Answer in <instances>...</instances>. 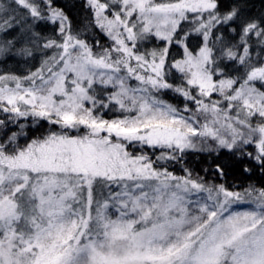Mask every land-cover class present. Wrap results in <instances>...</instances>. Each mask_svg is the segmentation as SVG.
<instances>
[{
	"label": "snow or ice",
	"instance_id": "snow-or-ice-1",
	"mask_svg": "<svg viewBox=\"0 0 264 264\" xmlns=\"http://www.w3.org/2000/svg\"><path fill=\"white\" fill-rule=\"evenodd\" d=\"M84 7L77 30L57 0L0 2V55L41 57L0 75V264H264V187L232 191L182 163L223 149L264 174V13L245 0ZM153 35L164 46L141 52ZM29 116L49 127L21 144L24 125H7ZM229 162L211 171L225 179Z\"/></svg>",
	"mask_w": 264,
	"mask_h": 264
},
{
	"label": "trees",
	"instance_id": "trees-1",
	"mask_svg": "<svg viewBox=\"0 0 264 264\" xmlns=\"http://www.w3.org/2000/svg\"><path fill=\"white\" fill-rule=\"evenodd\" d=\"M0 2H6V0H0ZM85 0H57L59 6L65 8V11L68 13L70 18L73 20L74 27L79 30L82 28L86 19L90 17V12L84 7ZM227 2V0H225ZM246 4L248 5V15L250 16H259L264 13V0H245ZM45 31L48 29L45 28ZM88 39L89 43L95 44L96 40H99L101 44L106 46L111 45V41L107 38L106 35L100 32L99 29H89L87 32L84 33V37ZM198 43V37L193 35L190 40V46H195ZM164 46V42L158 40L154 36H149L147 39L139 42V50L141 52L150 51L155 48H161ZM94 50L98 51V49ZM171 52L173 55H176L179 50L176 47H172ZM182 54V53H181ZM256 56V51H253V57ZM179 58V55L176 56ZM41 57L39 54L36 55L35 59L33 58H26L14 53H9L5 55H0V75L3 74H13L17 76H26L28 75L29 71L35 70L36 67L39 66V61ZM235 75V73H233ZM163 99L176 104L180 107H183V99L181 97H177L174 93H167L163 96ZM0 120H7V117L0 115ZM20 124L24 125L23 133L25 135H21L18 139L21 144L26 139H31L37 135L42 134L46 131L49 127L47 122L40 121L37 124L33 123V120L27 119H18L17 123H9L7 128L11 131H21ZM6 129H0V135H3V131ZM148 154L154 160L155 155H159L158 150L154 149H146ZM155 152V155L153 153ZM209 161L214 162H229V157L227 154V150H220L219 153L213 152L211 155L206 152H193L189 151L185 157L184 161L182 162L185 167H188L192 170L193 175H199L203 177L206 181L207 179H211L219 183H224L227 187L228 185L235 183L238 187H244L245 184L248 182L252 183L258 188L264 187V174L260 172L258 168H255L251 173H244L242 168H238L232 166L229 162V167L227 168V176L225 179H220L218 176H215L214 173L211 171ZM163 163V162H161ZM169 171L174 172L176 175H184L183 168L181 163H169L166 165ZM214 167V163L211 165ZM205 169H209L207 172Z\"/></svg>",
	"mask_w": 264,
	"mask_h": 264
},
{
	"label": "rangeland",
	"instance_id": "rangeland-1",
	"mask_svg": "<svg viewBox=\"0 0 264 264\" xmlns=\"http://www.w3.org/2000/svg\"><path fill=\"white\" fill-rule=\"evenodd\" d=\"M185 24H187V22H185ZM154 36V35H153ZM155 37V36H154ZM173 74L174 75H176V76H178L179 74L178 73H175L174 72V70H173ZM14 86V85H13ZM257 86L259 87L260 85L259 84H257ZM214 99L216 98L215 96L213 97ZM0 115H3V116H5V117H7V114L6 113H4V112H2V111H0ZM18 119H20V120H22V119H27V120H33V118L32 117H27V118H18ZM25 142V141H24ZM23 142V143H24ZM208 181L207 182H209V183H217L216 181H213V180H209V179H207ZM218 184V183H217ZM249 185H253L252 183H250V182H248L247 184H245V186L244 187H238L237 186V184H235V183H232V184H230V185H228V188L230 189V190H232V191H238V192H243L244 191V189L245 188H247ZM253 186H255V185H253ZM256 187V186H255ZM258 188V187H257ZM105 195H106V191H105V193H104ZM249 207H251V205L249 204V203H247V202H242V203H238V204H235V205H233L232 206V210L233 211H243V210H246V209H248Z\"/></svg>",
	"mask_w": 264,
	"mask_h": 264
}]
</instances>
